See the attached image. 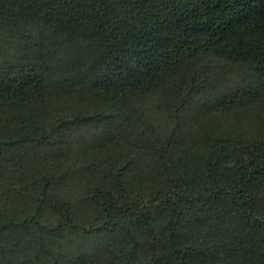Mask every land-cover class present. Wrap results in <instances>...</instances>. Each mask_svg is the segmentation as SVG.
Returning <instances> with one entry per match:
<instances>
[{
    "label": "trees",
    "instance_id": "1",
    "mask_svg": "<svg viewBox=\"0 0 264 264\" xmlns=\"http://www.w3.org/2000/svg\"><path fill=\"white\" fill-rule=\"evenodd\" d=\"M0 264H264V0H0Z\"/></svg>",
    "mask_w": 264,
    "mask_h": 264
},
{
    "label": "rangeland",
    "instance_id": "2",
    "mask_svg": "<svg viewBox=\"0 0 264 264\" xmlns=\"http://www.w3.org/2000/svg\"><path fill=\"white\" fill-rule=\"evenodd\" d=\"M238 128V127H237Z\"/></svg>",
    "mask_w": 264,
    "mask_h": 264
}]
</instances>
